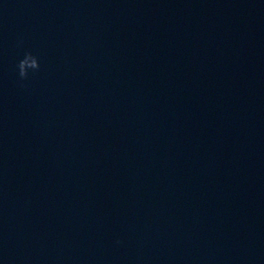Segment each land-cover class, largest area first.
<instances>
[{
	"label": "clouds",
	"instance_id": "9594fccd",
	"mask_svg": "<svg viewBox=\"0 0 264 264\" xmlns=\"http://www.w3.org/2000/svg\"><path fill=\"white\" fill-rule=\"evenodd\" d=\"M40 60L37 55L31 51H25L23 56L16 64V71L21 81L29 78L30 74H34L40 70Z\"/></svg>",
	"mask_w": 264,
	"mask_h": 264
}]
</instances>
